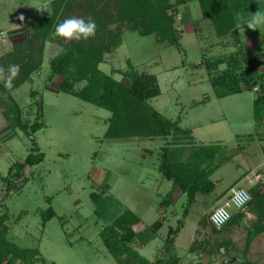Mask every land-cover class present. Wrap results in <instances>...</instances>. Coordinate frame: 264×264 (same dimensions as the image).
Returning a JSON list of instances; mask_svg holds the SVG:
<instances>
[{"label": "rangeland", "instance_id": "1", "mask_svg": "<svg viewBox=\"0 0 264 264\" xmlns=\"http://www.w3.org/2000/svg\"><path fill=\"white\" fill-rule=\"evenodd\" d=\"M124 1L0 0V79L7 78L13 64L21 69L13 84L30 70L29 79L16 89L0 92V216L8 218L6 243L38 252L45 264H138L126 257L110 258L100 237L121 216L130 220V212L139 220L131 228L135 234L131 247L138 253L142 248L140 256L150 257L152 263L229 264L233 259L231 264H264V230L254 233L264 228V183L256 186L246 179L249 174L245 176L254 169L245 164L253 157L255 163L259 153L257 174L264 168V115L256 123L253 93L215 96V91L231 85L232 80L223 75L234 63L240 62L237 75L247 69L234 38L215 34L218 15L228 16L227 10L239 0H170L177 10V45L160 44L155 34L142 35L140 27L135 30ZM209 1L215 2L213 11ZM59 5L55 27L69 17L92 19L96 35L66 40L54 36V29L43 41L40 24ZM209 12L211 18L206 16ZM118 38L120 46L104 52L108 42ZM22 42H30L31 48H19L18 53L15 45ZM98 48L104 53L98 68L126 87L130 88L133 76L155 77L160 96L148 105L167 120L179 119L185 133L166 139L107 138L111 114L74 97L81 91L86 94L89 80L86 68L77 64V55L68 54ZM17 53V61L7 58ZM56 69L65 82L54 73ZM70 88V93H63ZM11 100L20 109L23 123L37 125L34 133L16 128ZM35 147L44 156L42 163L26 167L19 178L13 172L10 186L3 184L9 168L23 163ZM165 151L175 164L193 162L205 170L220 166L208 178L217 190L198 194L186 217L185 196L159 172ZM235 155L238 158L232 162ZM226 160L230 167L225 166ZM232 187L248 191L259 201L240 211L229 208L232 220L215 229L209 214L225 203ZM49 209L54 217L43 223ZM157 221L162 228L156 233L152 227ZM179 222L183 228L174 238L172 251L166 252L168 229H177Z\"/></svg>", "mask_w": 264, "mask_h": 264}, {"label": "trees", "instance_id": "2", "mask_svg": "<svg viewBox=\"0 0 264 264\" xmlns=\"http://www.w3.org/2000/svg\"><path fill=\"white\" fill-rule=\"evenodd\" d=\"M212 2L215 3L214 1ZM212 2H210L208 7L210 10L214 7ZM250 4V0H239L237 6H233L229 13L227 10L226 14L228 16L222 18L224 16L220 17V15H218L219 28L215 30L216 36L229 35V37H234V21L231 12H233V10H235L237 7H246ZM122 5L130 11V17L132 18V21H134L133 28L138 30V27H140L142 29V32H140L142 35L155 34L157 37V42L160 44L165 42L169 45L178 44L174 29L177 10L175 6L170 4V0H156L155 2L152 0H125ZM60 7V5L54 7L55 10L53 16L49 17L48 19H44L41 22L39 32L41 33L43 41L47 39L55 29L56 19L54 15L55 12L59 11ZM211 12L206 15L208 18H211ZM224 24L226 27L225 30H223ZM230 31H232V34H228ZM115 41L114 43L108 42L104 52L109 54L113 50L117 49L120 46V39L118 38ZM19 48L22 50L25 48L29 49L31 48V43L22 42L16 44L15 51L18 53L20 52V50H18ZM39 49L40 50H38V52H41L42 45ZM237 51H239V49H237ZM18 53L10 54L7 56V58L11 57L17 61L20 58ZM68 54L73 57L77 55V64L86 68L87 79L89 80L86 86V88L89 87L86 91V94L81 91L82 93L73 94L74 97L90 105H93L98 109L108 111L111 114V118L109 120L110 126L108 133L106 134L107 138L129 139L133 137H144L153 139H166L171 136L177 137L185 133L179 127V119L175 122L167 120L148 105V101L160 96V89L155 77L152 79H147L145 76H133L130 79L131 86L128 88L122 82L112 79V77L104 74L98 68V65L104 63V53L102 48L93 49L86 52L80 51L79 53L72 52ZM62 56L64 55L59 56L57 60L62 58ZM243 62L247 66L246 71L237 75V70H240V62L234 63V67L226 71L223 75L224 78L230 82L232 80L231 85L229 84L228 87L226 86L222 91H215V96L217 99H222L241 93L243 88L247 90H256L257 98L253 102V115L256 123H259L263 120L264 115V73L259 71V61L253 60ZM70 66L73 67L74 65L71 64ZM78 67L79 66H77V68ZM215 67H217V65H214L213 69ZM29 71L30 70L28 69V71H26L27 74L21 76V79L19 82H17L18 84L29 79ZM54 73L57 75L60 73L59 76L62 75L61 70L58 71V69H56ZM61 77L64 78L65 82V77ZM73 79L74 78H71L72 81ZM0 81L2 80L0 79ZM220 81L224 82L223 78ZM220 81H218V83ZM77 82H79V80L76 82L74 81L73 84L76 85ZM18 84H13L12 89H16ZM217 86V83H213L214 88ZM71 88L69 91H63V93H70ZM0 92L2 94H9L10 89L5 88L3 83L0 82ZM11 103L13 106V120L15 122L16 128L24 133H28V130H31L34 133V131L37 129V125L31 127L27 122L23 123L21 120L20 109L18 106H16V104H14L12 100ZM31 140L35 142L33 136H31ZM218 149H220V147ZM43 160L44 156L35 147L25 158L23 163H16L9 168L7 174L8 178H3L2 183L10 186L9 176H11L13 172H15L14 177L19 178L26 167L31 168L37 166L42 163ZM219 167L220 166L211 170H205L193 162L192 164L188 163L179 165L170 161L166 151L162 155L159 172L168 182H172V189L174 191L180 190L181 194L185 196L187 207L183 213L184 217H186L188 214L189 208L195 203V199L198 194L210 195L214 192V186L211 184V182H209L208 178L211 177V175H213V173ZM261 184L263 183L259 182L256 186ZM255 197L256 196H253V198L251 197V201L245 209L259 201ZM47 213L49 214V217L48 219H44L43 223L54 217V212L51 209H49ZM128 216L130 217V220H126V218L123 219V216H121L112 224V226L107 227L100 232L103 245L108 251L109 255L116 261H120L121 258L126 257L130 260L136 261L138 264H168L167 262H162V260H157L155 263H149L145 259L141 258L133 250L131 245L133 243L135 234L131 228L132 226L138 224L139 220L130 212L128 213ZM7 219L8 218L6 214L0 216V264H16L19 261L23 262L24 264H34L36 262L45 264L43 260L38 258V252L28 249H19L17 247L12 248L6 243L5 236L7 234V226L5 224L8 221ZM230 221L227 224H229ZM152 228L153 231L157 233L162 228V223L157 221L154 223ZM182 228L183 226L181 227V222H179V227H177V229H168L164 246L166 252L172 251L174 238L177 234H179ZM121 230H126L127 234L122 235L120 233ZM263 230L264 228L255 231L254 233H261ZM249 246L250 241H247L243 251L245 254L249 251Z\"/></svg>", "mask_w": 264, "mask_h": 264}, {"label": "crops", "instance_id": "3", "mask_svg": "<svg viewBox=\"0 0 264 264\" xmlns=\"http://www.w3.org/2000/svg\"><path fill=\"white\" fill-rule=\"evenodd\" d=\"M251 4L247 5L246 7H237L235 8V10H233V12H231L233 21H234V40L236 43L237 48L239 49V56L240 58H242V61H259L260 62V67L259 70L261 73H264V24L261 26H259V24L264 22V16L262 17H256L257 13L260 14H264V0H250ZM259 21V22H256ZM250 23H255L256 26L254 28H249L248 25ZM230 38V37H229ZM231 38V39H233ZM263 70V71H261ZM243 93H253L254 95V101L256 100L257 96H256V92L252 90H247V89H242V92L236 95H240ZM234 96V95H231ZM230 97V96H228ZM225 97V98H228ZM76 98V97H75ZM222 98V99H225ZM253 101V102H254ZM259 138V135H258ZM261 139V138H259ZM221 142V141H220ZM259 144V143H257ZM244 152V150H243ZM260 152V150H259ZM238 155H235L233 157H231V161L233 162L235 160V158ZM238 158V157H237ZM259 159H260V153H259ZM259 159L254 163L255 159L253 157V161L250 160V162H248L247 164H245V167L250 166V168L254 167V169L252 170V172H248L245 173V176L248 175L246 177V179L253 180V178L256 176H260L263 172L262 168V172L261 174H257V169H255V165L259 163ZM263 159H264V155H263ZM252 161V162H251ZM227 163H225L227 166L230 162V160H226ZM251 164V165H250ZM253 164V165H252ZM228 167H230V165H228ZM220 167L216 170L219 171ZM215 173V172H214ZM212 176V175H211ZM262 183H264L261 180ZM214 190H217V187L214 188ZM180 191V190H179ZM181 193V192H180ZM182 195V194H181ZM184 196V195H182ZM197 199V197H196ZM162 223V222H161ZM137 225V224H136ZM135 250V248L133 249ZM137 250V248H136ZM143 249H140V252ZM140 252H136L139 256H140ZM110 256V255H108ZM141 258L145 259L146 261H148L149 263H152L150 260V257H143L140 256ZM111 258V256H110Z\"/></svg>", "mask_w": 264, "mask_h": 264}, {"label": "clouds", "instance_id": "4", "mask_svg": "<svg viewBox=\"0 0 264 264\" xmlns=\"http://www.w3.org/2000/svg\"><path fill=\"white\" fill-rule=\"evenodd\" d=\"M264 14L257 13L256 17H262ZM23 19V17H21ZM259 22V21H256ZM255 23H250L249 28H254ZM97 24L92 19H84L78 17H69L56 25L54 36L62 37L66 40H88L96 35ZM21 69L19 65L13 64L9 66V75L2 82L7 89L13 88V80L19 75Z\"/></svg>", "mask_w": 264, "mask_h": 264}, {"label": "built area", "instance_id": "5", "mask_svg": "<svg viewBox=\"0 0 264 264\" xmlns=\"http://www.w3.org/2000/svg\"><path fill=\"white\" fill-rule=\"evenodd\" d=\"M261 180L264 182V170L260 176H255L250 182L257 185ZM224 200L225 203L214 208L208 217L210 225L218 230L226 226L232 218L228 209L233 208L237 211L245 209L251 201V197L248 191L242 188L232 187L227 192Z\"/></svg>", "mask_w": 264, "mask_h": 264}, {"label": "water", "instance_id": "6", "mask_svg": "<svg viewBox=\"0 0 264 264\" xmlns=\"http://www.w3.org/2000/svg\"><path fill=\"white\" fill-rule=\"evenodd\" d=\"M234 260L233 259H230L228 260V263L231 264Z\"/></svg>", "mask_w": 264, "mask_h": 264}, {"label": "bare ground", "instance_id": "7", "mask_svg": "<svg viewBox=\"0 0 264 264\" xmlns=\"http://www.w3.org/2000/svg\"><path fill=\"white\" fill-rule=\"evenodd\" d=\"M254 92H256V90H253Z\"/></svg>", "mask_w": 264, "mask_h": 264}]
</instances>
